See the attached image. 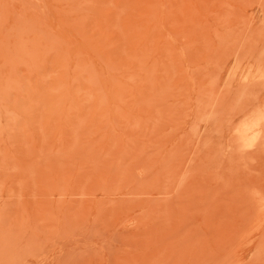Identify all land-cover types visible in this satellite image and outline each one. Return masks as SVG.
Returning a JSON list of instances; mask_svg holds the SVG:
<instances>
[{"label":"rangeland","instance_id":"rangeland-1","mask_svg":"<svg viewBox=\"0 0 264 264\" xmlns=\"http://www.w3.org/2000/svg\"><path fill=\"white\" fill-rule=\"evenodd\" d=\"M0 264H264V0H0Z\"/></svg>","mask_w":264,"mask_h":264},{"label":"bare ground","instance_id":"bare-ground-1","mask_svg":"<svg viewBox=\"0 0 264 264\" xmlns=\"http://www.w3.org/2000/svg\"><path fill=\"white\" fill-rule=\"evenodd\" d=\"M256 126V125H255ZM252 130H253V128H252ZM253 135V134H252ZM259 135V134H258ZM254 143V142H253Z\"/></svg>","mask_w":264,"mask_h":264}]
</instances>
